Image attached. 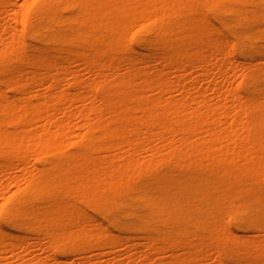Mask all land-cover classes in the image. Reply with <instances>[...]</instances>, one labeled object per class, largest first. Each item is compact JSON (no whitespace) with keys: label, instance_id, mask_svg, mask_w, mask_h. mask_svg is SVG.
Returning <instances> with one entry per match:
<instances>
[{"label":"bare ground","instance_id":"6f19581e","mask_svg":"<svg viewBox=\"0 0 264 264\" xmlns=\"http://www.w3.org/2000/svg\"><path fill=\"white\" fill-rule=\"evenodd\" d=\"M18 5L0 0V264H264V0Z\"/></svg>","mask_w":264,"mask_h":264},{"label":"rangeland","instance_id":"374dc122","mask_svg":"<svg viewBox=\"0 0 264 264\" xmlns=\"http://www.w3.org/2000/svg\"><path fill=\"white\" fill-rule=\"evenodd\" d=\"M23 2H24V0H18L19 5H21ZM7 24L11 25L13 23L8 22ZM1 40L2 39L0 38V41ZM78 64H80V63H78ZM76 69L80 73L84 74V69L83 68L76 67ZM178 77H179L178 75H175L173 87L170 90H167V91L164 92L165 93V97L167 99H171V98L181 99L183 97L184 93L178 91V87H177ZM73 121L76 122V123H79L80 120H79L78 117H76V119H74ZM243 130L244 129H243L242 125H228V128H227L228 133H235V132L242 133ZM169 150L170 149H167L165 153H169ZM219 162L220 163H228V162H230V159H226V160L225 159H221V160H219ZM15 173L20 175L22 178H26V177H30V176H35V177L39 176V172L38 171L29 172V171H26V170H21V171L16 170ZM93 174H97V175L102 174V169H98L96 171H93ZM3 181L4 182L9 181V178L6 177V178L3 179ZM36 253L40 256L42 254V250L38 249V251Z\"/></svg>","mask_w":264,"mask_h":264}]
</instances>
